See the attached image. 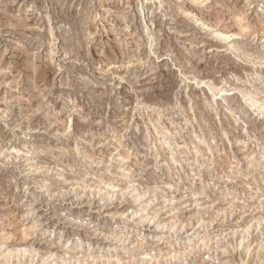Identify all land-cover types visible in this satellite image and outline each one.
Instances as JSON below:
<instances>
[{"label":"rangeland","instance_id":"1","mask_svg":"<svg viewBox=\"0 0 264 264\" xmlns=\"http://www.w3.org/2000/svg\"><path fill=\"white\" fill-rule=\"evenodd\" d=\"M0 264H264V0H0Z\"/></svg>","mask_w":264,"mask_h":264},{"label":"bare ground","instance_id":"2","mask_svg":"<svg viewBox=\"0 0 264 264\" xmlns=\"http://www.w3.org/2000/svg\"><path fill=\"white\" fill-rule=\"evenodd\" d=\"M252 103V102H251Z\"/></svg>","mask_w":264,"mask_h":264}]
</instances>
